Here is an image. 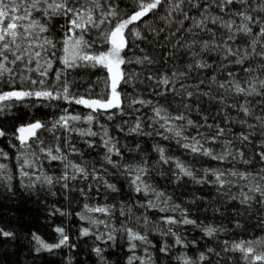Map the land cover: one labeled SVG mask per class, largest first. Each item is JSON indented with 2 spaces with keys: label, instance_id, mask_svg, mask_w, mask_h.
Returning <instances> with one entry per match:
<instances>
[{
  "label": "trees",
  "instance_id": "1",
  "mask_svg": "<svg viewBox=\"0 0 264 264\" xmlns=\"http://www.w3.org/2000/svg\"><path fill=\"white\" fill-rule=\"evenodd\" d=\"M109 2H114L119 6V10L128 14L136 10L135 0H109ZM175 2L176 0H173V5ZM197 3L199 7L194 6ZM218 4L219 0H216V3H210V0H192L190 3L189 0H185L180 5L182 11H174L171 16H168L169 4L166 0L160 8L130 26L139 28L145 39L135 41L138 47L126 49L127 56L142 58L148 55L156 63L125 65L126 71L134 70L142 73V76L140 81L134 80L132 85H122V88L130 96L150 100L152 104L146 106L136 104L129 108L125 101L123 114L112 110V113H94L96 120L91 124L83 119L80 122H70L80 130L91 128L97 133L96 136H80L75 131L68 133L58 126L55 132L40 130L38 136L43 144L30 141L32 147L22 149L14 135L21 125L38 120L47 128H51L53 122L57 121L61 115H80L83 118L91 110L62 99L49 101L26 98L22 101L8 102L11 106L0 113V128L7 133L5 137H0V149L7 154V158L0 156V164L7 165L4 175L0 176V228L13 232L14 236L10 238L0 236V264H100L92 250L96 246L105 249L104 257L108 264H127L132 252L129 251V241L123 227H130L134 231L147 235L150 244L135 242L136 255L146 259L145 249H147V252L152 254L154 264H184V258L195 261L200 253L208 256V260L201 261L200 264H209V261L211 264H250L251 258L246 262L242 254L239 251H232L231 247L241 241L264 240V202H261L258 193L250 191L257 185L264 188V179H261L264 177V172H261V169H264V162H261L257 155L259 152H264V146H260V141L264 139V128H261L260 122L255 119L257 116H264V102L258 103V101H264V98L236 94L234 84L228 85L227 82L235 80L242 86L249 87L246 81L251 80L259 89V80L255 77L264 79V69L257 68V65L264 61L254 57L246 59L242 66L235 63L229 64V61H235L243 56L245 48L251 52L249 45L255 34L259 32L260 25H251L253 37L238 33L233 42L227 40L229 33L226 28L220 26L219 22L216 24L208 22L207 27L203 29L196 27L195 23L201 19L203 13L209 17H221L223 21L235 19L236 24L239 25L241 19L233 16V12L245 9L254 18L259 17L264 22V12L253 11V8L259 4V0H255V3L253 0H248L247 5L233 3L227 5L224 11L220 10ZM206 8L208 11L204 12ZM185 13L189 19H184ZM33 18L42 24H48L49 31L41 34V37H48L56 42L53 68L45 78L43 86L39 83L31 85L28 81L22 83L17 75L11 84L0 82V91L40 90L42 87L48 88L53 83H57L55 72L63 67L58 57L63 55L61 42L65 38L64 33L67 29L62 26L65 25L66 18L57 16L46 21L39 11L33 13ZM189 28L191 32L187 31ZM86 39L95 40V30L90 31ZM204 42L209 44L207 50L204 49ZM38 43H42V39ZM228 46L234 51L240 49L237 56L228 54ZM45 47L48 46L45 45ZM107 47L108 45L97 40L90 51L106 50ZM256 49L260 51L259 43ZM51 51L53 49H49L47 54L42 53V55H50ZM193 53L196 55L194 56ZM225 56L227 60L224 59ZM197 60L207 62L211 67L204 69L193 67L191 70L186 67L188 64L194 65ZM250 66L257 68V71L246 73L244 69ZM30 67H35V64L33 63ZM173 71L177 72V77L173 79L179 95L175 92H168L164 96L156 95L159 88H153L154 81L149 80L148 77L150 75L159 77L161 74L171 77ZM180 72L186 74L180 77ZM228 72H232L233 76L229 77ZM29 75L33 79H40L34 72ZM212 76L216 77V83L209 85L208 81ZM106 77L107 72L103 69L79 68L69 71L62 79L69 81L70 91L86 97L85 89L91 84L92 98H95L103 90V85L97 83L98 79L103 80ZM5 79L7 80V77ZM201 80H204L203 84H200ZM220 82L226 84L227 91L219 89ZM197 84L200 85L201 92L210 91L211 95L217 99L211 100L206 96L197 98L196 95L190 99L185 97L181 85L195 93ZM57 86L59 87L58 84ZM162 87L161 85L160 88ZM220 98L224 99L223 105L218 102ZM246 100L249 103L245 106L251 109L249 116H245L239 110ZM184 104L190 105L192 110H186L183 107ZM232 104L236 107L227 106ZM153 105L164 106L171 115L184 113L197 127L188 126L185 121H170L167 127L180 129L183 136L188 139L175 137L174 133L166 132L155 123L159 118L152 110ZM113 113V119L109 120L108 115ZM204 117H207V122ZM138 120L141 123V130L131 132L130 129ZM239 121H247V124L255 127L248 128ZM160 123L164 121L160 120ZM207 124H212L213 127L208 128ZM217 125L224 128V134L219 136L215 143L205 142V137L210 138L216 135ZM105 129L108 137L113 138L120 153L116 155L114 150L111 155L113 162L118 165H131V173L124 167H113L105 161L106 149L102 143V138H108L104 136ZM241 132L253 133L250 136L251 143L240 141ZM165 136L168 139H165ZM192 137L200 140L204 148H211L214 154L225 151V145L231 142L229 147L236 158L228 156L221 161L205 156L201 152L193 153L182 146L183 143H192ZM178 140L181 142L178 143ZM42 147L51 148L54 155H65L68 161L86 168L90 175L87 179L78 176L75 180H69L68 188H63L62 185L65 182H57L56 178L65 171L71 176L72 169H65V162L61 160H51L46 152L39 151ZM56 148L61 151L57 153ZM73 148L76 151H72ZM157 148L164 149L165 157L171 158L168 163L160 160ZM236 149L243 150L244 158L251 160V163H243L236 155ZM18 156L22 157L19 161ZM24 157L33 162L32 167L25 166V171L35 174L31 179L20 175V166L23 164ZM177 161L189 168L194 173L195 179L180 173L176 167ZM137 167H146L147 174L143 175L142 179L157 192L164 193L159 200L151 191L145 195L143 191L137 193L134 190L131 180L136 174ZM93 169L100 179L93 178L91 175ZM213 171L224 173L222 176V179L226 181L224 186L216 182L215 176L212 175ZM231 171L251 172L255 178L241 179L239 176H231L229 174ZM178 175L179 180L176 178ZM8 176L11 177L10 180ZM36 176L41 177L40 181H36ZM44 176L53 178L51 186L43 181ZM104 181L115 185L118 191L113 192L108 189ZM32 183H35L34 187L27 186ZM245 193L254 196L255 199L248 203H241ZM165 199H167L166 205ZM149 200L158 207H148ZM85 204L89 207L108 206L110 212L108 214L87 212L84 208ZM160 208L167 210L161 212ZM61 213L65 214L61 215ZM80 214L105 223L93 225L89 219L81 220ZM165 217H174L177 221L188 218L196 223L167 224L164 221ZM57 227L63 228L68 235V246L51 252L46 250L37 252L36 242L32 239L33 234L40 236L47 243H56L59 239V234L55 231ZM206 227H214L217 231L209 237L203 231ZM83 228H89L96 234L103 233L105 237L113 229H120V231L113 233L116 237L114 243L109 241L105 244L96 240L95 235L81 236ZM168 228H171L175 235L168 233ZM177 237L182 241L181 244L176 243ZM165 245L168 246L167 253L160 251ZM253 246L258 252L264 250V243H253ZM209 248L214 251L208 253ZM217 253L219 255H216ZM135 264H140V261H135Z\"/></svg>",
  "mask_w": 264,
  "mask_h": 264
},
{
  "label": "snow or ice",
  "instance_id": "2",
  "mask_svg": "<svg viewBox=\"0 0 264 264\" xmlns=\"http://www.w3.org/2000/svg\"><path fill=\"white\" fill-rule=\"evenodd\" d=\"M165 2L166 0H135L136 10L131 14H128L122 10H119V6L114 2L110 3L109 0H103V2L102 0H0V82H7L11 84L13 79L18 75L22 83L24 81H28L31 85H36L39 83L43 86L45 84V78L48 77L50 70L53 68L55 62L53 58L56 57V51H54L56 49V42H54V40L51 38L41 37V34L47 33L49 31L48 24H42L39 20L34 19V12H41L46 21H50L53 17L57 16L65 17L66 23L62 27H66L67 29V31L64 33L65 38L61 42V51L63 55L58 57L63 67L57 69L55 72V81L57 83H53L48 88L42 87L40 90L0 91V113H2L5 108L11 106L8 102L22 101L26 98H36L49 101L62 99L68 103L83 105L91 110L83 118L80 115H61L57 121L53 122L51 128H47L44 123L38 120L27 125H21L16 129V133L14 135L15 139L20 142V147L22 149L31 148L32 143H30V141L37 144H43V141H41L38 136V133L42 129L55 132L56 128L59 126L68 133L75 131L78 132L80 136H96L97 133L93 132L91 128L80 130L75 128L70 122H80L83 119L87 123L91 124L94 120H96L94 113H112V110H116L117 112L123 114L125 101H127V107L129 108H132L136 104L144 106L152 104V101L150 100L130 96L128 93L123 91L122 85H132L134 80L140 81L142 76V73H137L134 70L126 71L124 68L125 65H130L133 63L143 65L145 62L151 65L156 63V61H154L148 55H144L142 58L137 56L128 57L125 50L130 49L133 46L138 47V45H135V41L145 39L139 28L130 26L142 20L143 17L148 16L149 13H153ZM184 2L185 0H176L175 4L173 5V0H167V3L169 4L168 16H171L172 12L174 11H182V9H180V5ZM189 2L191 3L192 0H189ZM253 2L255 3V0H253ZM210 3H216V0H210ZM233 3L247 5L248 0H219V4L217 6L221 11H224L227 5H232ZM194 6L199 7V4L197 3ZM207 11L208 9L206 8L204 12ZM253 11L264 12V0H259V4L253 8ZM233 16L239 17L241 19V23L239 25L236 24L235 19L223 21L221 17H209L208 15H204L202 13L201 19L196 21L195 26L203 29L207 27L208 22H211L212 24L219 22L220 26L226 28L227 32L229 33L227 40L234 42L238 33H243L245 36L253 37L254 34L251 25H260L259 32L255 34L249 45L251 52L245 48L243 50V56L236 59L235 61H229V64L235 63L242 66L246 59H251L254 57H259L262 61H264V22H262L259 17L254 18L248 13L246 9L239 12H233ZM161 18L166 19V17ZM184 19H189L186 13L184 14ZM182 23L183 22L181 21V25ZM92 30H95L96 32V39H86V36ZM187 31L191 32V28H189ZM209 31L211 30L209 29ZM156 35H158V33H156ZM41 39L42 43H38V41ZM97 40L108 45L107 49L91 52L90 50L96 44ZM214 40L215 36L213 35V42ZM258 43L260 44V51H257L256 49V45ZM45 45L48 47H45ZM215 46L219 47V45ZM208 48V42H204V49L207 50ZM49 49H53L50 55H42V53L47 54ZM227 52L229 55L235 57L240 52V49H236L234 51L232 47L228 46ZM193 55L195 56L196 54L193 53ZM224 59L227 60V56H225ZM42 60L43 62H41ZM33 63L35 64V67H30V65H33ZM18 65L19 67H17ZM186 67L189 70H191L193 67L196 69H204L211 67V65L205 61L197 60L194 62V65L188 64ZM79 68H100L107 72L106 78L103 80L98 79L97 81V83L103 85V90L98 93L95 98H92L93 86L91 84L85 89V92L87 93L86 97L85 95L70 91L69 81L67 79H62V77H65L69 71ZM257 68L264 69V63L257 65ZM257 68L250 66L245 68L244 71L246 73H255ZM33 72L40 77L39 80L33 79L31 75H29ZM185 74L186 73L184 72H180L179 76L183 77ZM228 76L232 77L233 73L228 72ZM6 77L7 80L5 79ZM175 77H177V72L173 71L171 77L167 74H161L159 77L150 75L148 79L154 81L153 88H159V91L155 93L156 95L164 96L168 92H175L177 95H179L173 79ZM255 79L259 80V89L254 83L251 82V80L246 81V83L250 85L249 87H244L235 80H230L227 82V84H234V91L236 94L244 95L245 97L259 96L264 98V79H259L258 76L255 77ZM203 83L204 80H201L200 84ZM208 83L209 85L216 83V77L212 76ZM161 85L163 86L162 88H160ZM218 87L219 89H225L226 91L228 90L224 82H220ZM181 88L184 89L185 97L189 99L194 95H196L197 98H199V96H206L211 100L217 99L211 95L210 91L201 92L199 90V84L195 85V93L188 91L184 85H181ZM218 102L223 105L224 99L220 98ZM261 102L264 101H258V103ZM247 103L249 102L246 100L245 104L241 105L239 109L244 113L245 116L251 115V109L245 106ZM227 106L233 108L236 107L235 104ZM183 107L186 110H192L191 106L188 104H184ZM152 110L154 111L155 116L159 118V120H156L155 123L159 124V127L165 129L166 132L174 133L175 137H181L183 140L188 139V137L183 136L180 129L167 127L170 121H185L188 126L197 127L194 125V122L187 118L184 113L171 115L168 113L167 108L162 105H153ZM113 115L114 113L109 114L107 118L111 120L113 119ZM255 119L260 122L261 128H264V116H257ZM160 120H163L164 123H160ZM204 120L207 122V117H204ZM239 123L246 125L248 128L255 127L254 125L247 124V121H239ZM206 126L208 128L213 127L212 124H207ZM140 130L141 123L138 120L135 126L130 129V131L139 132ZM121 131H123V129H121ZM224 131V128L217 125L216 135H213L210 138L205 137V142L215 143L217 138L224 134ZM157 134L159 135L160 133L158 132ZM6 135V131L3 128H0V137H5ZM251 135H253L251 132L247 134L241 132L239 134V139L242 143L245 141L251 143ZM104 136L108 137V132L106 129L104 130ZM164 138L168 139L167 136ZM191 139L193 141L192 143H183L182 146L186 149H190L193 153L201 152L205 156H209L212 159L221 161L227 159L228 156H232L233 159L236 158V156L233 155V151L229 147L231 142H229V145H225V151L214 154L211 148H204L201 141L196 139V137H192ZM177 142L180 143L181 141L178 140ZM102 143L106 149V155L104 157L105 161L108 164L113 165V167H124L129 171V173H131V165H118L113 162L111 155L113 154L114 150L116 155H120L119 149L116 148V145L113 142V138H102ZM89 146H92L91 143H89ZM260 146H264V139L260 141ZM39 151L46 152V155L53 161L61 160L62 162H65V169H72L71 176H69L68 172L65 171V173H63L60 177L56 178L57 182H65L62 185V187L65 189L68 188L67 181L75 180L78 176L87 179L90 175L86 168L68 161L65 155H54L51 148L42 147L39 149ZM60 151L61 150L59 148H56L57 153ZM72 151L76 150L73 148ZM157 151L160 153L161 161L164 163H168L170 161V157H165L164 149L157 148ZM235 153L240 157L243 163H251V160L244 158L243 150L236 149ZM33 155H35V153H33ZM257 155H259L261 162H264V152H259ZM0 156L7 158V154L4 153L2 149H0ZM21 158L22 157L18 156L17 160L19 161ZM25 166H33V162H30L26 157L23 158V164L20 166V175L21 177H28L31 179L35 174H30L29 172L25 171ZM176 167L184 176L195 179L194 173L179 161L176 162ZM6 170L7 165L0 164V176H3ZM135 172L136 174L131 180V184L134 186V190L137 193L143 191L145 195H148L149 191H151L155 193L157 200L164 196L163 192H157L156 189L152 188L151 185L147 184L142 179L143 175L147 174L146 167H137ZM261 172H264V169H261ZM229 174L231 176H239L241 179H248L250 177L253 179L255 178L251 172L243 173L231 171ZM91 175L94 179H100V177L96 176L95 169H93ZM212 175L215 176V180L218 184H220V186H224L226 181L222 179V176H224L223 172L213 171ZM176 178L179 180L180 176L178 175ZM8 179L10 180L11 177L8 176ZM40 179L41 177L36 176V181H40ZM261 179H264V177H261ZM43 181L49 186L53 184V178L51 176H44ZM104 183L111 191H118L115 185L108 184L106 181H104ZM27 186L34 187L35 183L29 184ZM250 191L258 193L261 197V202H264V188L257 185L250 189ZM81 192H83V189H81ZM252 199H255V197L249 196L247 193H245L244 199L240 202L248 203ZM164 203L165 205L167 204V199H165ZM148 207H158V205L149 200ZM84 208L87 210V212L91 213L98 212L108 214L110 212V207L108 206L89 207L87 204H85ZM159 210L164 212L167 209L160 208ZM56 211H59V209H56ZM64 214L65 213H61V215ZM121 214L123 215V213ZM80 219H89L93 225L105 223L104 221L93 220L83 214H80ZM164 221L167 224L196 223V221L188 218L177 221L174 217H165ZM145 222L147 223V218H145ZM237 226L239 227V225ZM55 231L59 234V239L58 242L52 244L45 242L40 236L33 234L32 239L36 242L37 252L41 250L51 252L54 249L68 246L69 237L67 234H65L64 229L57 227ZM115 231H120V229H113L112 231L108 232L105 237V234L103 233L96 234L91 232L89 228H83L81 230V236L87 237L89 235H95L96 240L102 241L105 244H107L109 241L114 243L116 237L113 233ZM123 231L127 233L129 251L132 252V255L128 258L127 264H135V261H140V264H154L152 254L148 253L147 249H145L147 257L146 259L136 255L137 244L135 242L139 241L142 244H150L147 235L134 231L130 227H123ZM203 231L207 236L211 237L216 233L217 229L214 227H206L203 229ZM167 232L175 235V233H172L171 228H168ZM0 236L10 238L14 236V233L10 231H4L2 228H0ZM176 243H182L179 237L176 238ZM253 243L261 244L264 243V240H258L255 242L241 241L240 243L233 244L231 250L239 251L242 254V258L246 262H248L249 258H251L250 264H264V250L258 252L257 248L253 246ZM225 244H227V242H225ZM72 247H74V245H72ZM92 250L98 257L100 264H108L106 258L104 257V248L96 246ZM160 251L167 253L168 246L165 245L160 249ZM207 251L208 253H212L214 250L209 248ZM216 255L219 254L217 253ZM205 260H208V256L205 253H200L197 260L195 261L184 258V264H200L201 261ZM209 264H211V261H209Z\"/></svg>",
  "mask_w": 264,
  "mask_h": 264
}]
</instances>
